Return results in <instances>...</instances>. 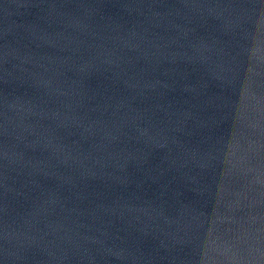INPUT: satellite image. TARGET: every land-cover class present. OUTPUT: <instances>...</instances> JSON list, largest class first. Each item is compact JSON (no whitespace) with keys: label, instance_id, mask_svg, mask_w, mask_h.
<instances>
[{"label":"water","instance_id":"obj_1","mask_svg":"<svg viewBox=\"0 0 264 264\" xmlns=\"http://www.w3.org/2000/svg\"><path fill=\"white\" fill-rule=\"evenodd\" d=\"M0 264H264V0H0Z\"/></svg>","mask_w":264,"mask_h":264}]
</instances>
